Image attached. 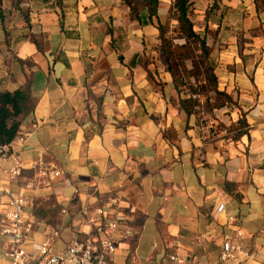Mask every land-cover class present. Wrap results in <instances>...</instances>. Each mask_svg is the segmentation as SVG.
I'll return each instance as SVG.
<instances>
[{"label": "crops", "instance_id": "crops-1", "mask_svg": "<svg viewBox=\"0 0 264 264\" xmlns=\"http://www.w3.org/2000/svg\"><path fill=\"white\" fill-rule=\"evenodd\" d=\"M191 1L220 88L246 114L237 142L207 139L185 114L149 50L156 24L132 20L122 0H0V92L29 85L33 101L2 162V186L29 202L27 251L54 232L55 253L92 237L101 208L119 225L110 264H217L227 242L239 264H264V10ZM171 3L159 0L160 21ZM41 164L60 176L42 178ZM8 248L0 234V264Z\"/></svg>", "mask_w": 264, "mask_h": 264}, {"label": "trees", "instance_id": "trees-1", "mask_svg": "<svg viewBox=\"0 0 264 264\" xmlns=\"http://www.w3.org/2000/svg\"><path fill=\"white\" fill-rule=\"evenodd\" d=\"M122 1L130 9L132 20L142 24L146 18L148 22L156 24L159 58L171 75L181 109L188 117H195L204 136L228 143L237 142L247 135L249 126L246 114L233 96L220 88L215 65L211 60L213 48L208 43L207 31L200 34L195 30L192 1L172 0L171 11L176 18V27L172 31L158 21L159 0ZM251 1L257 12L264 10V0ZM149 75L153 78L155 76L151 72ZM32 109L29 85L13 93L0 92V149L10 146L17 139L20 126ZM223 109H238L240 119L226 125L219 117V111Z\"/></svg>", "mask_w": 264, "mask_h": 264}, {"label": "built area", "instance_id": "built-area-1", "mask_svg": "<svg viewBox=\"0 0 264 264\" xmlns=\"http://www.w3.org/2000/svg\"><path fill=\"white\" fill-rule=\"evenodd\" d=\"M10 146L0 149V214L4 211V219L1 222L0 234L9 240V248L5 254L9 264H110L111 257L116 252V239L119 236L118 222L111 220L105 215L101 208L96 210V218L89 222L94 226L95 235L85 239H77L70 243L66 249L60 253H55L51 249V242L59 236L54 232L48 237L37 251L29 252L25 243L28 237L29 226L23 222V213L29 202L24 191H10L2 186L4 171L2 162L9 156ZM15 160L17 158L15 157ZM41 177L44 179L57 178L60 173L47 168L41 164ZM19 168H14L10 177L18 176ZM42 183H40L41 185ZM34 188L33 184H28L26 190ZM111 205L118 207V200L113 199ZM221 206L219 211L222 212ZM88 215L87 212L84 213ZM125 232L122 236H128ZM238 250L231 243L223 245V251L217 264H230L241 261L237 256ZM172 261L183 264L182 259L171 256Z\"/></svg>", "mask_w": 264, "mask_h": 264}, {"label": "rangeland", "instance_id": "rangeland-1", "mask_svg": "<svg viewBox=\"0 0 264 264\" xmlns=\"http://www.w3.org/2000/svg\"><path fill=\"white\" fill-rule=\"evenodd\" d=\"M137 4H139V2L137 1ZM171 5H172V3H171ZM162 20L160 21L159 20V18H158V21L160 22V23H162V24H165V25H167L168 26V28L170 29V31H172L173 29H175V27H176V18L173 16V14H172V11H171V6H169V7H167V8H165V7H163V11H162ZM159 43V42H158ZM157 47H158V44H157ZM157 47L155 48H151V49H149V50H154V51H158L157 50ZM235 110H237V109H234V111H230L229 109H223V110H221V111H219V117H220V119L222 120L223 119V117L225 118V119H227L226 121H227V123H225L226 125H230V123L231 122H236L237 121V119H240V115H241V113L240 112H238L237 114H238V116H237V119L236 120H232V117L233 116H231V114L233 115V113H235ZM222 113V114H221ZM221 135L223 136L224 135V133L223 132H221Z\"/></svg>", "mask_w": 264, "mask_h": 264}]
</instances>
